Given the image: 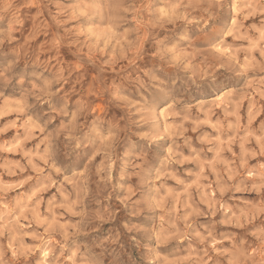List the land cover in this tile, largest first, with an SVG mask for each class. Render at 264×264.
I'll use <instances>...</instances> for the list:
<instances>
[{
    "label": "clouds",
    "instance_id": "1",
    "mask_svg": "<svg viewBox=\"0 0 264 264\" xmlns=\"http://www.w3.org/2000/svg\"><path fill=\"white\" fill-rule=\"evenodd\" d=\"M0 264H264V0H0Z\"/></svg>",
    "mask_w": 264,
    "mask_h": 264
}]
</instances>
